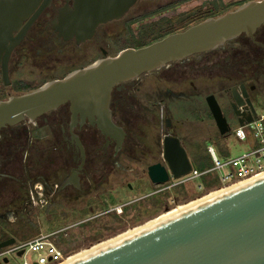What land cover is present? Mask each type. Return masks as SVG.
Here are the masks:
<instances>
[{"label": "flooded vegetation", "instance_id": "flooded-vegetation-1", "mask_svg": "<svg viewBox=\"0 0 264 264\" xmlns=\"http://www.w3.org/2000/svg\"><path fill=\"white\" fill-rule=\"evenodd\" d=\"M44 1L46 4L9 55L8 76L12 67H18L23 60L28 58L46 66L61 65L71 61L75 52L81 51L86 44H92L90 46L94 47L93 57L100 54L101 58H96L94 62L104 57H112L111 47L120 48L118 52L126 48L144 47L145 45L142 43L150 33L165 37L183 31L207 18L223 15L246 2L258 0H136L121 18L99 24L93 36L80 43H76L74 39L63 40L53 29V21L59 11L71 7L73 0H40L34 12ZM152 4H155L156 7L149 10V6ZM33 13L12 32L13 36L18 35ZM130 13H133L132 17L135 19L133 25L128 19L122 22V27L118 31L107 29L108 24L119 22ZM149 18L150 21L147 20ZM160 20L165 25L159 32L158 29L154 32L147 29L149 22L159 25ZM134 33H138L140 38ZM76 65L72 68L60 67L56 74L50 75L49 81L61 79L68 73L90 64ZM153 74L158 76L155 75L154 81L147 82L152 76L154 77ZM171 77L178 80V82L172 83L173 87L178 84L182 85L180 90L172 87L162 90V87L159 86L163 80H169ZM263 77L264 24L257 28L251 36L242 34L217 49L171 62L160 69L116 85L110 94L109 109L113 123L121 127L124 132V138L118 149L114 140L105 139L97 127L89 124L87 120L80 123L77 118L72 124L68 103L44 113L34 120L24 118L18 124L1 128L0 243L9 239H13L14 243L19 241L18 237L14 235L13 228L27 227L31 224L26 215L28 205L40 206L44 210H48L52 204L57 203L54 199L59 197L63 200L68 191L75 193V199H77L78 194L84 189L90 190L94 187L108 185L110 176L116 168L123 166L122 169L125 172H134L130 166H127L132 163L138 169L144 168L147 176V168L150 165L163 164L162 141L169 130L165 124V118L168 117L166 110L172 106L178 116L176 124L184 125L195 122V119L187 117L186 113L189 108L185 103L195 106L203 101L206 106L205 98L210 94L202 98L201 88L194 85L195 79L204 82V80L212 78L219 84V88L222 90L221 95H212L215 96L228 125L236 127L238 119L247 118V115L244 117L234 115L231 107L233 103L232 88L235 87L236 91L241 93L240 85L244 86L257 116L255 108L257 102L264 104ZM143 80L146 82L143 83ZM232 80L234 81L231 86L223 87L222 84ZM0 83L4 88L12 84L10 79L8 85L3 84L1 68ZM150 84L154 85V89L150 86L151 89L148 90ZM11 90H13L12 87ZM164 97L169 101L168 104L165 102L166 105H164ZM172 101L173 103H170ZM205 108L207 115H204L213 122L207 106ZM237 110L239 113L247 112L241 107ZM161 113L165 114L162 123L164 134L159 137L153 133L151 139L148 140L147 133L138 125L155 126ZM201 115L196 120L199 123L205 121V116ZM170 122L173 135L176 136V125L172 123L171 119ZM72 135L78 138L83 154ZM177 138L181 145L182 142L190 145V148L193 145H198L200 152L201 145L192 141V138L185 139L183 136ZM121 159L124 160L122 164L120 163ZM154 186L156 189L153 192L137 198L134 202L140 199L153 205L154 208L151 205H147V207L151 208L154 214L168 211L177 205L176 197L172 200V206H168L165 202L163 205L155 203V196L164 191L168 184ZM134 202L132 201L129 205ZM62 204L59 202L60 206ZM131 210L134 211L131 219L138 218L135 217L136 210ZM108 212L106 211V213ZM123 214L121 209L118 217L123 219ZM2 249L4 248H1L0 251Z\"/></svg>", "mask_w": 264, "mask_h": 264}, {"label": "water", "instance_id": "water-1", "mask_svg": "<svg viewBox=\"0 0 264 264\" xmlns=\"http://www.w3.org/2000/svg\"><path fill=\"white\" fill-rule=\"evenodd\" d=\"M135 1L73 0L71 7L59 11L53 29L63 40L84 42L93 36L99 24L121 18ZM39 2L0 0V68L4 85L9 84L8 59L12 49L46 4L44 1L34 12ZM31 13L23 29L13 36L12 32ZM262 24L264 0L251 1L144 47L121 50L61 79L0 100V129L18 124L24 118L34 120L68 103L72 124L77 118L80 123L87 120L105 139L114 140L118 149L124 132L113 123L109 109L110 94L116 85L171 62L217 49L242 34L251 36ZM240 89L238 93L232 88L231 107L236 117L247 115L238 119V125L244 126L256 114L242 84ZM205 103L218 134H228L230 126L215 96H206ZM240 107L247 112L239 113ZM165 124L169 130L162 141L163 164L147 168L149 181L157 186L192 170L185 149L173 135L168 117ZM72 138L83 154L78 138L75 135ZM13 243V239L1 242L0 249ZM66 264H264V175Z\"/></svg>", "mask_w": 264, "mask_h": 264}, {"label": "rangeland", "instance_id": "rangeland-1", "mask_svg": "<svg viewBox=\"0 0 264 264\" xmlns=\"http://www.w3.org/2000/svg\"><path fill=\"white\" fill-rule=\"evenodd\" d=\"M155 7V4H152L149 6V10H152ZM132 16L133 13H130L123 20L108 24L107 29L109 31H118L122 27V22L128 19L130 20V22H132L133 25L135 19ZM147 20L150 21L151 19L149 18ZM158 24L159 25H157L155 22H149L147 29L153 32L154 30L158 29L159 32L163 28L165 23L160 20ZM134 35L140 38L138 33H134ZM90 45L92 44H86L85 46H83L81 51L75 52V56L71 61H67L65 63H62L61 65L51 64L46 66L36 63L30 58L23 60L18 67H12L9 72V79L10 82H12L11 86H5L4 88L0 83V100L6 99L7 97L13 96L18 93L14 88L15 82L23 81L25 84H29L31 87H35L43 82H49L50 75L56 74L62 66L72 68L76 64H92L96 58L101 57L99 53L93 57L94 47H91ZM119 49L120 48L117 47H111L110 54L115 56L118 53ZM153 75L154 77L152 76L150 80H147V82L154 81V78H156V74ZM233 81L234 80L226 82L222 85L224 88L229 87L233 84ZM145 82L146 80H143V83ZM174 82H178V80L175 79V77H171V79L169 80H163L162 84H159V86L162 87V90H165L168 87H172L175 89L179 88L180 90L182 88V85L178 84L173 87L172 83ZM194 85L201 88L202 98L203 96L208 94L221 95L222 93V90L219 88V84L212 78L206 79L204 80V82L203 80L195 79ZM150 86H152V89H154V85L150 84L148 85V90L151 89ZM11 87L14 91L11 90ZM224 100L226 101L227 99L225 98ZM173 101L177 102L175 100ZM173 101L170 103H173ZM165 102H167V104L169 103V101H167L164 97V105H166ZM185 104L186 107L189 108V111L186 113L187 117L190 119H195V122L192 124H176L178 116L176 115L175 109L172 106L169 110H166V113L167 116L172 120V123L176 125L175 134L177 137L181 138L183 136V138L185 139L190 137L192 138V141H195L201 145L200 154H198L197 157L192 152V148H190L191 146L186 143L183 144L182 142V146L188 155L193 169L201 172L207 170L211 166L212 163L206 151V148L208 146H212L215 155L222 163L241 154L249 152L256 147V142L254 141L252 136L249 135V128H245L248 136L247 139L242 142L238 141L233 136V134H231V132L226 134L224 137H221L218 134V131L215 128L212 120L208 119V117L205 116L207 115V111L203 101L202 103H197L195 106L187 105V103ZM192 108L195 110L193 111ZM255 108L258 117L264 114V104L262 102H257ZM199 112L203 115L205 114V121L203 123H199L196 121L202 116ZM164 117L165 114L161 113V116L159 114V119L155 126H144L143 124H139L140 126L138 125L139 128L143 129L144 132L147 133L148 140L151 139L153 133L154 135H157L159 137L164 134V129L162 126ZM234 127V125H230L231 129H233ZM83 133L85 134V131H83ZM204 148L205 151H203ZM123 162L124 160L121 159L120 163L122 164ZM127 166H130V168H132L134 172H125L122 169L123 166L121 168H116L114 173L110 176V182L108 183V185L98 188L94 187L90 190L84 189L83 192L78 194L79 197L77 199H75V193L68 191L63 200L59 197L54 199V201L57 202L55 203L56 205L52 204V206H50L48 210H44L40 206L35 207L28 205V211L26 212V215L28 216L30 220L29 223L31 224H29L27 227H24V231L21 230L22 235H24V240H19L17 242L26 241V238H29V236L32 237L38 234H47L56 231V233L54 234V239L56 241H63L65 243L64 251L67 253H72L67 259L69 261L82 253H85L93 248H96L102 244H105L129 232L150 224L175 210L186 208L187 206H190L196 202H199L221 192L224 188L214 189L209 192H207V190L219 185L228 184L230 181H221V177L233 171V169L229 166L224 167L219 170L218 174L204 175L188 181L187 183H184L182 185L175 186L173 188L166 189L160 192L154 198L155 203L163 205V202H165L168 206H172V200L176 197L178 199L176 202L177 205L168 211L154 214L151 211V208L147 207V205L151 204L145 203L140 199H138V201L136 202L134 201L137 198L149 195L154 191V189H156V187L149 181L148 177L145 175L144 168L140 167L138 169L132 163ZM173 182L174 180L170 178V180L166 184ZM164 185L165 184L158 185L157 187ZM201 193L203 194L200 195ZM132 201L134 203L129 205V203H131ZM59 202H62L63 204L60 206ZM151 206L153 207V205ZM118 207H122L120 209H122L124 212V218L122 219L121 217H119L121 219L119 225L117 227L115 226L112 229H109L108 227H106V223L108 219H112L114 216H119L118 214H120V212H117L115 210L118 209ZM131 209L136 210L135 217L138 218L134 220L131 219L132 215L134 214V211H132ZM90 211H94V215L90 214L92 216H89L88 214ZM106 211L109 212L106 213ZM87 215L89 216V218ZM101 225L104 226V228L102 227L101 231L99 232L97 228ZM20 228H23V226H17L16 228H13L15 230L14 235H16L18 230L20 231ZM89 228L95 229V233H93L94 231L89 233ZM7 258L9 260L8 264H22L23 259L15 254H12ZM25 258L30 261H34L37 258V255L36 253H31L26 255ZM0 264H6L2 262V258H0Z\"/></svg>", "mask_w": 264, "mask_h": 264}, {"label": "built area", "instance_id": "built-area-1", "mask_svg": "<svg viewBox=\"0 0 264 264\" xmlns=\"http://www.w3.org/2000/svg\"><path fill=\"white\" fill-rule=\"evenodd\" d=\"M245 128L250 129L249 135H251L256 142V147L253 150L222 163L215 155L212 146H208L206 151L211 160V166L207 170L201 172L192 168L191 172L187 175L178 179H173L174 182L168 183V186H166L164 190L182 185L204 175L218 174L219 170L228 166L231 167L233 171L222 176L221 181L228 180L230 182L225 185L223 184L211 188L207 192L214 189L236 186L264 175V114L259 117L256 116L249 124H245L244 126L238 125L230 129V132L238 141L242 142L245 141L248 136ZM120 208L122 207H118V209L115 210L120 212ZM55 233L56 231L47 234H38L26 241L17 242L5 247L0 251V258H2V260L6 259V264L9 262L7 257L12 254L21 257L23 259L22 264H64L72 253H67L58 248V241L54 239ZM19 252H21L20 255H18ZM31 253H36L37 255L34 261L25 258L26 255Z\"/></svg>", "mask_w": 264, "mask_h": 264}, {"label": "trees", "instance_id": "trees-1", "mask_svg": "<svg viewBox=\"0 0 264 264\" xmlns=\"http://www.w3.org/2000/svg\"><path fill=\"white\" fill-rule=\"evenodd\" d=\"M162 37H164V36H157V34L150 33V34H148L145 37V40L142 43V45H145V46L146 45H149V44H151V43H153L155 41H158ZM35 87H37V86H35ZM35 87H31L29 84H25L23 81H20V82H15V87L14 88H15V90H17L16 92H28V91L32 90L33 88H35ZM221 137H224V136H221ZM198 148H199L198 145H193L192 146V151L195 154V156H197L198 154H200V152L198 151ZM203 151H205V148L203 149ZM202 194L203 193H201L200 195H202ZM200 195H198V196H200ZM93 212L94 211H90L88 215L89 216L94 215ZM90 214H92V215H90ZM93 219H95V218H93ZM120 220L121 219L118 216H114L111 220H108L107 221L106 227H108L109 229H112L115 226L117 227L119 225ZM102 227L104 228V226H102V225L97 228L99 230V232L101 231V228ZM24 229H25L24 227L23 228H20V231L18 230V232L16 233V236L18 237V240H24V235H22V233H21V230L24 231ZM88 230H90L89 233H91L93 231H94L93 233H95V229L89 228ZM32 237H34V236H32ZM32 237L29 236V238H26V239H30ZM57 246H58L59 249L64 250L65 243L63 241H58L57 242Z\"/></svg>", "mask_w": 264, "mask_h": 264}, {"label": "bare ground", "instance_id": "bare-ground-1", "mask_svg": "<svg viewBox=\"0 0 264 264\" xmlns=\"http://www.w3.org/2000/svg\"><path fill=\"white\" fill-rule=\"evenodd\" d=\"M233 187H235V186L226 187V188H224L221 192H219V193H217V194H215V195H213V196H210V197H208V198H206V199H204V200H201V201H199V202H196V203H194V204H192V205H190V206H187L186 208L175 210V211H173V212L167 214L166 216H164V217H162V218H160V219H158V220H156V221H154V222H152V223H150V224H147V225H145V226H143V227H141V228H139V229H137V230H134V231H132V232H129V233H127V234H125V235H123V236H121V237H118V238H116V239H114V240H112V241H109V242H107V243H105V244H102V245H100V246H98V247H96V248H93V249H91V250L85 252V253H82V254H80L79 256L74 257L73 259H71V260H69V261L66 260L64 264L69 263V262H71V261H74V260L80 258L81 256H83V255H85V254H87V253H89V252H91V251H93V250H95V249L101 248V247H103V246H105V245H107V244H110V243H112V242H114V241H117V240H119V239H121V238H124V237H126V236H129V235L133 234L134 232H136V231H138V230H140V229H142V228H144V227H147V226H149V225H152V224H154V223H156V222H159V221H161V220H163V219H165V218H167V217H170V216H172V215H174V214H177V213H179V212H182V211H184V210H186V209H188V208H190V207H192V206H195V205H197V204H199V203H202V202H204V201H206V200H209V199H211V198H213V197H215V196H218L219 194H222V193L226 192L227 190H229L230 188H233ZM67 261H68V262H67Z\"/></svg>", "mask_w": 264, "mask_h": 264}]
</instances>
